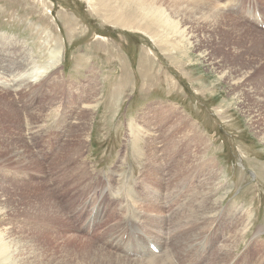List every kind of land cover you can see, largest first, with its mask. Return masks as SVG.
<instances>
[{"label":"rangeland","instance_id":"374dc122","mask_svg":"<svg viewBox=\"0 0 264 264\" xmlns=\"http://www.w3.org/2000/svg\"><path fill=\"white\" fill-rule=\"evenodd\" d=\"M139 1L0 0V264H122L138 205L171 264H264V0Z\"/></svg>","mask_w":264,"mask_h":264},{"label":"bare ground","instance_id":"6f19581e","mask_svg":"<svg viewBox=\"0 0 264 264\" xmlns=\"http://www.w3.org/2000/svg\"><path fill=\"white\" fill-rule=\"evenodd\" d=\"M121 2H124L125 0H119ZM137 2L136 6V10L139 11L141 5L139 4V0H134ZM233 2V1H232ZM133 7H126L125 9H122L123 11L126 12H131ZM236 9L234 8V5L229 2H225L223 4H216L211 11L213 13L215 12H219V13H225L228 14L227 11L228 10H233ZM255 13V12H254ZM251 15V14H250ZM249 16V15H248ZM255 16V15H254ZM173 17L175 18V15L173 14ZM251 17V16H250ZM250 19V18H249ZM255 25V24H254ZM264 25V22H263ZM247 28H250L251 30H254L253 28L249 27L248 25H246ZM259 38L261 39V41L264 43V32H257V30H254ZM264 53V52H263ZM62 58L63 56L61 55L60 52L55 51V53L53 54V58L49 61V63L39 72V73H34L31 74L30 78L33 82H39L40 80V76L43 75H47L49 73H53L55 71H57V69L59 68L61 62H62ZM263 60L257 65V66H252V68L250 69V71L247 73L248 75L251 74L252 72L256 71V70H263L264 69V55ZM37 72V71H36ZM264 74V72H262ZM57 74V73H56ZM44 77V76H43ZM244 79V78H243ZM29 80V79H28ZM52 81V80H51ZM240 81V79H239ZM237 82V81H236ZM0 87L4 88L6 87L5 83H3L2 81H0ZM97 90V89H96ZM94 93V92H93ZM262 99V98H261ZM264 100V99H263ZM85 106V105H84ZM88 106V105H87ZM86 106V107H87ZM83 107V106H82ZM86 107L84 109H86ZM90 107V106H89ZM90 109V108H88ZM88 113V112H87ZM69 126V125H68ZM128 126V125H127ZM129 127V126H128ZM133 128V127H132ZM132 133H136V132H132ZM136 136V135H135ZM264 137V136H263ZM136 137H134L135 139ZM7 136L2 135V137H0V142L6 141ZM129 140V139H128ZM147 173H150V169H146ZM145 170V171H146ZM168 174V173H167ZM149 175V174H148ZM25 176V175H24ZM145 181H147L145 179ZM143 181V182H145ZM142 187H146L144 188V193H141L138 195L137 199L135 202H139L141 203V205L145 206V205H149V206H154L156 207L157 205H159L162 200L167 197V195H163L160 190L158 188H156L157 186H151V185H147V183H141ZM219 183H213L211 190H210V194L213 195V199L212 202L210 204V208L208 210H206L205 212H203L202 214H199V219H203V218H213L216 214H217V210L219 207V203L221 200H223L224 197H218L215 198L214 196L219 192V188L220 187L217 185ZM136 186V185H135ZM141 186V185H140ZM216 188H215V187ZM135 188V187H133ZM137 188H140L137 186ZM138 192V191H137ZM96 193V192H95ZM102 194V193H101ZM98 195V194H97ZM91 196V195H90ZM218 196V195H217ZM98 197V196H97ZM88 199V198H87ZM93 199V198H92ZM91 199V200H92ZM97 199V198H96ZM169 199V198H168ZM167 199V200H168ZM89 200V199H88ZM101 200V199H100ZM126 201V199H125ZM101 202V201H100ZM121 202V201H120ZM123 202V201H122ZM127 202V201H126ZM93 203V202H92ZM169 203V202H168ZM97 204V203H96ZM109 204V203H108ZM124 204V202H123ZM119 206V204H117ZM139 207H141L140 205H138ZM138 206H137V210H138ZM162 206V205H161ZM85 207V206H84ZM98 207V206H97ZM116 207V206H113ZM111 207V208H113ZM123 206H121L122 208ZM125 207V206H124ZM119 207H116V209ZM121 208H120V212H121ZM85 209V208H84ZM83 209V210H84ZM134 209V208H133ZM142 209V208H141ZM140 209V211H142ZM232 209V208H231ZM128 210V209H127ZM135 211L131 217H124V215L122 214V216L124 217L123 221H128V223L130 224L129 226H132V231H134V233L132 235H130L129 237H132V239L129 240H125L123 235H119V233L117 232V235H110L107 234L106 238L104 240V244L106 246V249L109 248L108 250L113 251L114 253V258L116 260H120L123 263L122 264H127L128 262L132 263V264H171L170 263V257L168 254V247H167V242L169 240V236L171 234V228L168 227V224H165L164 226H155V227H147V223L149 222L150 216L149 214H144L143 212H139V211ZM119 211V209H118ZM233 211V209H232ZM235 211V209H234ZM102 212V210H101ZM119 212V213H120ZM130 212V211H129ZM126 213V211H125ZM132 213V212H131ZM121 216V217H122ZM93 218V217H92ZM187 220H190L191 217L186 218ZM86 221V220H85ZM91 221V220H90ZM94 221V220H93ZM194 220L188 221L192 222ZM127 223V222H126ZM127 223V224H128ZM187 223V224H188ZM211 223H215L214 219H211ZM77 225V224H76ZM171 225V224H170ZM210 225V224H209ZM128 226V227H129ZM185 225L181 224V225H177L174 224V228L175 230L179 229L182 230L183 227ZM171 227V226H170ZM173 228V227H172ZM211 228V225H210ZM127 229V228H126ZM129 230V229H128ZM131 230V229H130ZM219 231V230H218ZM181 232V231H180ZM216 232V231H215ZM222 232V231H221ZM115 233V232H114ZM125 233V232H124ZM173 233V232H172ZM214 233V232H213ZM218 235V234H217ZM137 236V237H136ZM209 236V235H208ZM214 236V235H213ZM124 237V238H123ZM204 238V237H203ZM217 238V237H216ZM171 239V238H170ZM103 240V239H102ZM146 241H152L157 248L160 250L159 254H155L151 249H148L147 244L145 243ZM221 241V240H220ZM223 241V240H222ZM208 242V241H207ZM211 242V241H210ZM172 244V243H171ZM198 248H203L205 246V242L204 241H196L194 243ZM169 246V243H168ZM194 246V245H193ZM197 248V249H198ZM201 258V257H199ZM128 261V262H127ZM190 264V263H189Z\"/></svg>","mask_w":264,"mask_h":264}]
</instances>
